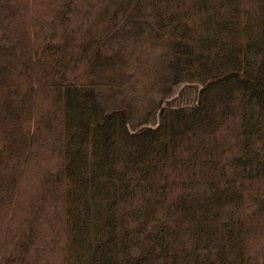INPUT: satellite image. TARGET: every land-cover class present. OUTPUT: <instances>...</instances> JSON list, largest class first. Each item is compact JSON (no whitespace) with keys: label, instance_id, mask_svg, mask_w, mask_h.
<instances>
[{"label":"trees","instance_id":"obj_1","mask_svg":"<svg viewBox=\"0 0 264 264\" xmlns=\"http://www.w3.org/2000/svg\"><path fill=\"white\" fill-rule=\"evenodd\" d=\"M0 264H264V0H0Z\"/></svg>","mask_w":264,"mask_h":264},{"label":"rangeland","instance_id":"obj_2","mask_svg":"<svg viewBox=\"0 0 264 264\" xmlns=\"http://www.w3.org/2000/svg\"><path fill=\"white\" fill-rule=\"evenodd\" d=\"M200 83H180L172 91L168 101L172 104L193 101L196 98V93Z\"/></svg>","mask_w":264,"mask_h":264}]
</instances>
